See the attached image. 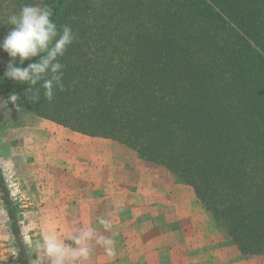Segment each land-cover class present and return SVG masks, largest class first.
Wrapping results in <instances>:
<instances>
[{
  "label": "trees",
  "instance_id": "16d2710c",
  "mask_svg": "<svg viewBox=\"0 0 264 264\" xmlns=\"http://www.w3.org/2000/svg\"><path fill=\"white\" fill-rule=\"evenodd\" d=\"M45 2L77 34L62 58L65 91L28 101V85L3 78L0 50V97L165 166L242 255L264 254V0ZM22 5L0 0V14ZM0 199L29 264L1 168Z\"/></svg>",
  "mask_w": 264,
  "mask_h": 264
},
{
  "label": "crops",
  "instance_id": "0c3cea01",
  "mask_svg": "<svg viewBox=\"0 0 264 264\" xmlns=\"http://www.w3.org/2000/svg\"><path fill=\"white\" fill-rule=\"evenodd\" d=\"M19 109L24 121L18 122L17 132L26 145L16 151L19 160L25 168L43 172L33 177L38 191L56 194L58 209L61 195H68L69 225L102 230L97 218L111 221L112 232L103 230L102 235L116 241L115 254L97 247L110 264H264V257L243 256L226 233L225 251L218 248L220 229L213 216L165 166L115 140L82 134ZM0 168L10 187L1 162ZM15 180L20 186L33 179Z\"/></svg>",
  "mask_w": 264,
  "mask_h": 264
},
{
  "label": "clouds",
  "instance_id": "9594fccd",
  "mask_svg": "<svg viewBox=\"0 0 264 264\" xmlns=\"http://www.w3.org/2000/svg\"><path fill=\"white\" fill-rule=\"evenodd\" d=\"M53 16L54 8L45 0L26 3L7 17V25L13 27L0 38V50L9 57L3 78L28 85V101L38 102L41 90L49 102L57 90L65 91L62 58L77 40V34L68 24L58 26ZM26 60L30 62L25 66ZM18 99L19 96L13 93L7 102L15 104ZM97 220L104 232H112L113 225L109 219L98 217ZM93 241L109 256L115 254L116 241L112 236L97 235L93 227L76 225L71 234L64 237L42 232L30 243L29 249L35 258L29 264H83L92 255Z\"/></svg>",
  "mask_w": 264,
  "mask_h": 264
},
{
  "label": "rangeland",
  "instance_id": "374dc122",
  "mask_svg": "<svg viewBox=\"0 0 264 264\" xmlns=\"http://www.w3.org/2000/svg\"><path fill=\"white\" fill-rule=\"evenodd\" d=\"M39 2L40 0H24V4ZM7 14V9L3 8L2 13L0 14V23L3 22V24H0V28H2L3 25L7 28L11 27L10 25H7V17H5ZM8 104L9 103L4 97L0 98V162L3 165L4 174L8 185L10 186L8 189L16 207L22 238L25 243L26 255L30 262L31 259L35 258V254L29 249L30 243L39 238L42 232H48L55 234L58 237H64L71 234V230L75 225H69V208H67L69 201L66 198L68 195H61L63 199V202L61 203L62 208L58 209V203L55 200L57 197L56 194L49 192L41 193L38 191L37 183H35L33 177L35 174L39 175L43 174V172L38 170L37 173L36 170L25 168V163H23L24 160L22 158V160H19L20 156L16 151L18 148H22L25 145V141L23 140V135L19 136V133L17 132V124L18 122L24 121V117L20 109L14 108L13 105L10 106L11 104ZM3 124L5 125V128L2 127L4 126ZM19 137L20 139H18ZM12 161L15 163L14 168L6 166L8 162ZM29 176L33 179L31 185H26L23 182H21L20 186L15 185L17 182L15 180L16 177L23 179V177L29 178ZM13 182L15 183L13 184ZM179 182L181 187L185 190H192V188L183 181L179 180ZM183 188L181 189V192L184 191ZM90 227L96 229L97 235L103 234V229L101 230L100 226L95 225ZM68 243H71V241H68ZM216 245L218 248L225 251V233L222 230L218 233ZM97 247L98 245L93 241L92 255L87 261H84L83 264H110V262H107L108 259L101 256V251ZM243 256L248 257V255ZM257 256L263 258L264 254H259ZM0 264H21L19 246H17V243L11 235L9 219L1 199Z\"/></svg>",
  "mask_w": 264,
  "mask_h": 264
}]
</instances>
